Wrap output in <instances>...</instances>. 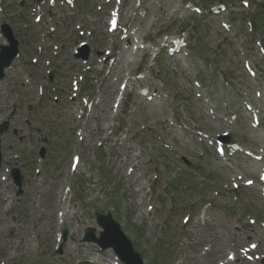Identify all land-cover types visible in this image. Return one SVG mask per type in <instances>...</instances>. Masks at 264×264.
<instances>
[{"label":"rangeland","instance_id":"obj_1","mask_svg":"<svg viewBox=\"0 0 264 264\" xmlns=\"http://www.w3.org/2000/svg\"><path fill=\"white\" fill-rule=\"evenodd\" d=\"M243 1L214 14L211 7L222 0H126L121 24L130 23L129 54L116 78L104 83L105 65H112L107 53L124 35L108 32L113 4L88 0L79 10L76 1L73 7L65 0L54 6L50 0H0V26L9 24L20 43L18 60L0 80V123H11L1 142L0 264H122L111 249L84 241L90 227L99 237L97 212H111L145 264H203L207 258L225 264L231 251L232 264H263L262 219L253 233L242 224L250 221L246 215L263 213L264 201L253 188L235 190L230 181L229 166L247 167L248 157L223 162L207 143L228 132L229 142L243 150L264 149V139L251 141L264 137V0H246L248 7ZM165 33L187 36V47L170 56L159 47ZM149 40L159 54L142 60L146 49L153 52ZM81 42L93 52L89 64L76 59ZM136 78L146 94L119 91ZM75 83L83 92L78 97ZM120 92L122 103L112 111L107 100L114 104ZM245 104L259 113L260 129L251 128ZM132 152L142 154L133 174L123 166ZM74 155L80 157L77 171ZM13 168L24 176L22 196L15 194ZM137 177L146 187L139 197L127 188ZM204 221L223 245L218 260L197 242ZM255 238L263 244L248 260L241 250Z\"/></svg>","mask_w":264,"mask_h":264},{"label":"bare ground","instance_id":"obj_2","mask_svg":"<svg viewBox=\"0 0 264 264\" xmlns=\"http://www.w3.org/2000/svg\"><path fill=\"white\" fill-rule=\"evenodd\" d=\"M123 50L120 51V55L121 57H123ZM95 122L96 119H95ZM101 130V133H105V130L104 129H100ZM263 139V138H261ZM126 160L123 164V166L125 165V167L127 169H131V174H133V172L136 171L137 168H139V161L142 159V154H139V155H133V152L132 153H129L128 156H126ZM255 165H257V163L255 162ZM245 173L246 174H251L252 175V172H249V170H245ZM141 180H142V177H137L135 179H133V181L131 180V185H128L127 188H128V192H135L136 193V196L139 197L140 193H144L145 192V188H144V185L141 183ZM198 226H201L200 223L198 222L194 227H198ZM204 227L201 228L200 230V233L197 235V242L201 243L202 242V246L203 248H205L206 250V253L208 254L209 252V258H217L219 257L220 255H222V251H223V245L221 243L220 240V237L218 238V240L216 241L217 237H218V234L216 233V231L212 228V226L209 225V222L208 221H204ZM210 242H209V241ZM215 241L217 242L216 244H213L212 241ZM211 259H206V261L203 263V264H211L210 262Z\"/></svg>","mask_w":264,"mask_h":264},{"label":"water","instance_id":"obj_3","mask_svg":"<svg viewBox=\"0 0 264 264\" xmlns=\"http://www.w3.org/2000/svg\"><path fill=\"white\" fill-rule=\"evenodd\" d=\"M8 40L12 41L11 38H9ZM15 49L16 46L12 45L10 49L6 50L7 55L1 58L0 60V70H2L3 67H6L10 59L14 57V55L16 54ZM111 219L112 218L110 215L107 217L98 216L99 224L103 226L105 229V232L102 235L103 239L101 241L104 243L108 237H114V239H112V242L104 243L103 246L104 247L113 246L115 251L120 255L121 259L127 264H141L140 263L141 261L139 260L140 256L135 254L133 250H131L132 249L131 243L128 240H125L126 238L119 230L120 227L116 222H114ZM90 231L91 233L94 232V230H90Z\"/></svg>","mask_w":264,"mask_h":264}]
</instances>
